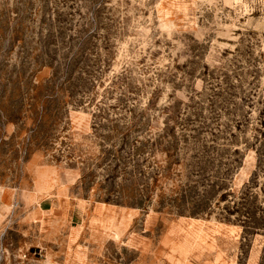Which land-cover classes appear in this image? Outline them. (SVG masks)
Instances as JSON below:
<instances>
[{
	"label": "rangeland",
	"instance_id": "obj_1",
	"mask_svg": "<svg viewBox=\"0 0 264 264\" xmlns=\"http://www.w3.org/2000/svg\"><path fill=\"white\" fill-rule=\"evenodd\" d=\"M0 264H264V0H0Z\"/></svg>",
	"mask_w": 264,
	"mask_h": 264
},
{
	"label": "trees",
	"instance_id": "obj_2",
	"mask_svg": "<svg viewBox=\"0 0 264 264\" xmlns=\"http://www.w3.org/2000/svg\"><path fill=\"white\" fill-rule=\"evenodd\" d=\"M250 190H246L241 192L240 196L238 198L235 199V201H233L231 203V205L228 207H226V210L228 213L233 214V212L235 214L238 215H244V210H245V223H249L251 225H253V228H257V227H261L259 225H263L261 222H259L260 219L257 218L256 214H255V210L249 206L250 203ZM223 200H226L228 203L229 201V193H225L222 196ZM247 206H249V208H247ZM244 209V210H243Z\"/></svg>",
	"mask_w": 264,
	"mask_h": 264
}]
</instances>
